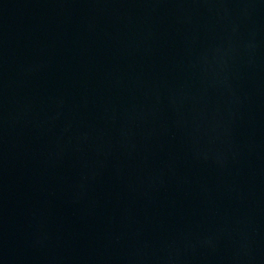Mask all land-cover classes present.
<instances>
[{
    "label": "water",
    "instance_id": "obj_1",
    "mask_svg": "<svg viewBox=\"0 0 264 264\" xmlns=\"http://www.w3.org/2000/svg\"><path fill=\"white\" fill-rule=\"evenodd\" d=\"M0 264H264V0H0Z\"/></svg>",
    "mask_w": 264,
    "mask_h": 264
}]
</instances>
